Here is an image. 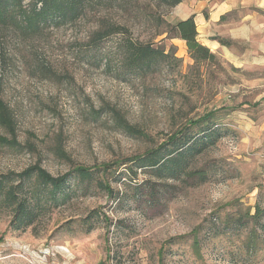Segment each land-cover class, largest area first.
I'll list each match as a JSON object with an SVG mask.
<instances>
[{
    "label": "rangeland",
    "instance_id": "rangeland-1",
    "mask_svg": "<svg viewBox=\"0 0 264 264\" xmlns=\"http://www.w3.org/2000/svg\"><path fill=\"white\" fill-rule=\"evenodd\" d=\"M250 14L249 33H240L229 52L210 49L217 61L198 64L185 41L172 39L168 44L182 62H163L146 78L89 63L91 14L78 22L52 21L33 33L1 28L0 88L20 145L0 141V179L20 187L22 200L35 198V181L20 185L18 173L36 163L57 176L75 165L143 154L188 118L215 109L224 135L198 157L197 166L210 176L198 186L166 183L144 168L133 179L126 173L132 162L121 168L122 177H109L113 196L94 182L78 187L76 181L65 201L51 204L49 195H37L34 221L21 230L11 228L12 207L0 199V264H264V218L255 249L247 245L251 225L237 226V218L264 207V12L253 8ZM177 16L175 7L165 18L175 22ZM106 105L154 139L128 135L108 116L91 115ZM0 134L11 137L1 126ZM58 144L67 158L56 153ZM89 216L91 230L83 221ZM199 225L198 256L189 234ZM179 235L186 237L167 245L160 261L161 247Z\"/></svg>",
    "mask_w": 264,
    "mask_h": 264
},
{
    "label": "trees",
    "instance_id": "trees-1",
    "mask_svg": "<svg viewBox=\"0 0 264 264\" xmlns=\"http://www.w3.org/2000/svg\"><path fill=\"white\" fill-rule=\"evenodd\" d=\"M0 0V29L13 25L26 33L42 30L49 22H77L92 15L94 26L88 36L91 47L85 54L89 63L97 68L103 67L109 73L117 76L138 74L146 78L158 71L163 62H182L176 56L175 45L168 44L172 39L185 41L190 57L196 63L217 61V54L198 39L195 16L169 22L165 15L184 0ZM145 29V36H142ZM217 39L223 45L231 41L222 37ZM1 87V86H0ZM219 110H209L205 113L188 118L177 130L166 134L147 150L146 153L103 162L93 166L75 165L70 172L53 175L39 163L29 166L18 173L20 185L35 181V198L22 200L17 194L20 187L8 185L0 179V199L12 207L11 228L25 229L33 223L32 213L40 200L37 195L47 194L51 204L59 199L67 200L71 190V182L95 186L113 196L112 179L122 177L121 168L135 162L134 167L126 169L133 179H138V169L151 170L153 176L165 181H185L191 186H198L209 179V171L204 166H197L198 157L209 147L215 145L224 135V128L218 122ZM91 115L99 119L108 116L114 126L128 135L153 140L154 137L137 124H132L122 110L115 106L106 105L92 111ZM0 126L11 137L1 136L0 141L10 146H18L14 115L9 105L2 97L0 88ZM56 153L67 158L61 145H57ZM124 173V172H123ZM96 174V176H95ZM149 183L148 179L136 185V189ZM154 184L150 189H154ZM22 187V186H21ZM264 218V207L255 206V212H247L237 218L240 229L249 228L247 245L255 249L260 242L258 225ZM94 227V220L89 216L83 220ZM253 222L254 224H247ZM201 226L194 228L189 235L193 237L192 248L200 255L202 242L200 240ZM186 235L170 238L159 251L160 261L164 257L167 245H173L184 239Z\"/></svg>",
    "mask_w": 264,
    "mask_h": 264
},
{
    "label": "crops",
    "instance_id": "crops-1",
    "mask_svg": "<svg viewBox=\"0 0 264 264\" xmlns=\"http://www.w3.org/2000/svg\"><path fill=\"white\" fill-rule=\"evenodd\" d=\"M253 8L264 12V0H184L176 7L178 19L195 16L199 41L221 53L232 49V41L240 33H249ZM217 37L231 39V44L223 45Z\"/></svg>",
    "mask_w": 264,
    "mask_h": 264
},
{
    "label": "built area",
    "instance_id": "built-area-1",
    "mask_svg": "<svg viewBox=\"0 0 264 264\" xmlns=\"http://www.w3.org/2000/svg\"><path fill=\"white\" fill-rule=\"evenodd\" d=\"M79 264H87V263L81 262V263H79Z\"/></svg>",
    "mask_w": 264,
    "mask_h": 264
}]
</instances>
